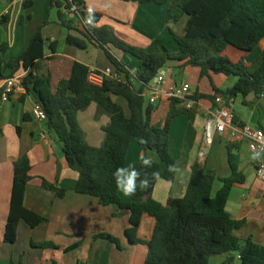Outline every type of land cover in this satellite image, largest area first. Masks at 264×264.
I'll use <instances>...</instances> for the list:
<instances>
[{"label": "trees", "instance_id": "obj_1", "mask_svg": "<svg viewBox=\"0 0 264 264\" xmlns=\"http://www.w3.org/2000/svg\"><path fill=\"white\" fill-rule=\"evenodd\" d=\"M121 1L158 6L170 3L166 15L168 25H177L187 19L184 36L169 27L177 51L172 52L166 47L157 51L153 46L139 48L129 45L120 40L112 29L97 26L102 16L87 14L84 0L71 3L54 0V6L59 9L60 24L81 35L75 37L70 34L67 44L80 50H87L89 45L101 49L118 78L106 79L101 87L94 86L88 82L89 68L81 63L74 64L70 79L61 80L55 90L49 76L34 77L30 70L45 56L43 27H40L14 61L6 60L9 44L0 45V83L20 71L27 73L23 78L27 95H32L44 110L48 132L60 144L69 168L78 173L76 193L94 197L104 207L114 206L131 213L130 228L125 234L130 243L147 245L145 264H211L213 257L224 255L227 256L226 264L236 260L239 264H264L263 245L253 238L241 239L234 235L247 221L233 219L227 210L235 185L246 182L240 170L238 145L227 146L230 177L218 178L215 171H207L196 162L192 165L191 179L183 198H170L166 205L153 198L163 167L166 169L165 180L171 182L175 179L177 162L170 154L169 142L172 123L183 113H188L193 121L195 113L182 108L181 101L173 98L164 123L153 124V115L158 107L146 103V91L169 63L179 64L176 68L181 70L189 67L199 69L201 79H211L212 75L238 79L235 86L226 91L214 88L216 95L232 99L241 97L245 104L251 94L257 98L264 96V51L252 63L248 61L264 40V0ZM73 5L83 11L71 13ZM73 14L82 30L73 24ZM112 47L140 62L135 75L114 55ZM51 51L56 52V44L52 45ZM2 96L3 91L0 90ZM188 99L196 103L203 99L215 102L216 97L196 91L190 92ZM92 103H97L111 115L110 125L104 129L106 141L100 148L87 142L78 120L79 112ZM133 141L143 148V159L150 161L149 166H144L142 160L139 168V179H147L149 183L145 189L138 188L131 202L125 203L113 174L117 169H126ZM148 154L155 155L156 160L149 158ZM31 170L27 155L14 162L10 213L4 237L5 242L12 245L18 242L22 221L33 229L46 222L44 217L24 206L27 186L32 180ZM217 180L222 182V188L214 194ZM42 187L58 199L66 197V189L46 180H42ZM147 216L155 220V227L151 239L143 241L137 234L142 219ZM96 238L108 240L120 248L118 239L111 235L102 234ZM32 246L56 248L50 244Z\"/></svg>", "mask_w": 264, "mask_h": 264}, {"label": "crops", "instance_id": "obj_2", "mask_svg": "<svg viewBox=\"0 0 264 264\" xmlns=\"http://www.w3.org/2000/svg\"><path fill=\"white\" fill-rule=\"evenodd\" d=\"M84 2L87 14L96 13L102 16L98 27L112 29L120 40L135 47L153 46L160 51L164 45L169 44L173 48L170 51L176 52L177 46L169 33V27L180 36L185 34L186 18L177 25L166 23L170 3L158 6L138 5L121 0ZM7 11L9 13L0 25V45L8 43L10 46L6 60L18 59L27 48L31 37L43 27L45 56L34 64L30 73L36 78L49 76L54 90L61 80L70 79L75 63H81L89 70L114 71L105 53V60L101 62V49L89 45L87 50H80L67 44L70 34L75 37L81 35L77 31H68L60 24L59 9L54 6V0H2L0 14ZM71 19L82 30L78 19L73 15ZM179 28L183 30L182 33H179ZM54 44L55 53L51 51ZM114 49L112 47V52L120 61L127 60V54L119 50L116 53ZM257 49L249 57V63L264 51V40ZM178 65L169 63L166 66L172 75L166 78L164 93L174 84L188 83L192 94L197 91L199 94L216 96L214 88L226 91L233 88L238 80L223 75L201 79L199 69L190 67L182 69L179 75L174 76L173 69ZM126 66L131 73L139 69L137 64ZM26 74L20 71L16 75ZM146 97L152 103L151 97L147 94ZM237 99H241L243 106H247L249 110H235L234 106L236 123L264 130V96L257 98L251 94L246 99L247 104L241 97ZM119 102L122 103L120 100ZM158 102L160 108L153 115V124H163L170 110V99L166 95H162L152 104ZM36 105L37 101L32 95L13 94L8 98L0 97V264H145L148 256L147 245L132 244L125 234L130 228L131 213L128 210H118L114 206L104 207L98 199L76 193L78 173L69 168L55 136L48 132L44 122L36 118ZM215 108V102L203 99L194 102L193 121L188 113L175 118L169 138L170 154L177 162L175 179L171 182L165 180L166 169L163 167L153 198L163 205L170 198H183L191 179L192 165L196 162L207 171H215L218 178L230 177L227 146L238 145L240 170L245 175L246 182L235 185L227 210L233 219L247 221L243 228L234 232L235 236L241 239L253 238L256 243L264 245V237L260 236L257 240L250 226L252 223L258 228L264 225V216L260 213L264 209V184L257 177L253 154L246 143L232 141L230 133L217 135L210 147L205 146V125L209 113ZM78 120L87 142L93 147H102L106 141L104 129L110 125L111 115L97 103H92L79 112ZM24 155L29 157L32 166V180L27 186L24 206L44 217L46 222L33 229L22 221L19 225L18 242L12 245L4 240L5 228L10 213L14 162ZM148 156L154 161L157 158L153 154ZM142 157L144 158L143 148L133 141L128 152L126 169L135 168L139 172ZM42 180L66 189V197L58 199L54 193L45 190ZM221 188L222 182L217 180L214 194ZM120 197L123 202L129 203L133 196H124L120 192ZM257 220L262 225H258ZM154 227L155 220L144 217L138 230V238L149 241ZM102 234L117 238L120 248L108 240L96 238ZM32 244H50L56 248L40 249ZM71 248L74 249L66 252ZM226 263L225 255L211 259V264ZM234 264L239 262L236 260Z\"/></svg>", "mask_w": 264, "mask_h": 264}, {"label": "built area", "instance_id": "obj_3", "mask_svg": "<svg viewBox=\"0 0 264 264\" xmlns=\"http://www.w3.org/2000/svg\"><path fill=\"white\" fill-rule=\"evenodd\" d=\"M63 2H72L73 0H62ZM82 8L76 5L72 6L71 13H80ZM8 11L0 14V25ZM74 16V14H73ZM136 71L132 73L135 75ZM34 75V74H33ZM35 76V75H34ZM24 75H16L6 79L0 86L3 91V97L8 98L13 94L27 95L23 86ZM109 78H118L111 69L103 71L90 70L88 74V82L94 86L101 87L104 81ZM166 72L160 71L154 85L146 91V94L151 97V102L157 101L162 95H166L168 99H178L181 101V107L187 110H192L194 102L188 99V94L191 92V86L188 83L174 84L166 93L163 91V86L166 83ZM137 82L136 80H134ZM215 99V109L209 113L208 120L205 125L204 143L206 147H210L217 135L230 133L231 140L234 142L246 143L250 152L254 156V166L258 179L264 184V130L251 126H241L236 123V114L234 112L235 99L226 98L222 94H217ZM36 118L44 122L47 120L46 114L42 107L37 104L35 109Z\"/></svg>", "mask_w": 264, "mask_h": 264}, {"label": "clouds", "instance_id": "obj_4", "mask_svg": "<svg viewBox=\"0 0 264 264\" xmlns=\"http://www.w3.org/2000/svg\"><path fill=\"white\" fill-rule=\"evenodd\" d=\"M144 166H149L150 161L143 159ZM116 180V186L118 191H120L124 196L135 195L138 188L145 189L148 186L147 179H139L140 173L135 170V168L129 169H117L113 174ZM139 181V182H138Z\"/></svg>", "mask_w": 264, "mask_h": 264}, {"label": "rangeland", "instance_id": "obj_5", "mask_svg": "<svg viewBox=\"0 0 264 264\" xmlns=\"http://www.w3.org/2000/svg\"><path fill=\"white\" fill-rule=\"evenodd\" d=\"M182 32H183V30L181 28H179V33H182ZM164 46L167 49H169V50L173 49L172 47H170L171 45H169V44L168 45H164ZM176 46H177V44H176ZM114 50H115L116 53H118V50L117 51H116V49H114ZM256 51H258V49ZM102 53L104 55V52L103 51H102ZM103 55H102V57H103ZM102 57H101V62L105 60V55H104L103 58ZM124 63L129 64V65H132V64L135 65V64H137L138 67H140V62L136 58H134L133 56H131L130 54H127V60L124 61ZM173 70L175 72L174 73V76L175 75H179V73L181 72V69H178V68H174ZM164 71L166 72V77H168V76L170 77L172 75L171 70H169L167 67H166V69H164ZM149 100H150V98L149 97H146V103L147 104H149ZM155 106L158 107V108H160L159 102L157 104H155ZM234 106H235V110H242V109L249 110V108L247 106H243L241 99H237V101L235 102V105ZM230 210H231V208H230ZM260 213L264 216V209H261V212ZM258 214H259V212H257V215ZM257 223H258V225H262V222L259 221V220H257ZM250 226H251V229L254 231L255 235L257 236V240H259L260 236H263L264 237V225L261 226V228H258L254 223H252Z\"/></svg>", "mask_w": 264, "mask_h": 264}, {"label": "water", "instance_id": "obj_6", "mask_svg": "<svg viewBox=\"0 0 264 264\" xmlns=\"http://www.w3.org/2000/svg\"><path fill=\"white\" fill-rule=\"evenodd\" d=\"M3 23H4V21L1 22V25H2ZM232 264H234V263H232Z\"/></svg>", "mask_w": 264, "mask_h": 264}]
</instances>
